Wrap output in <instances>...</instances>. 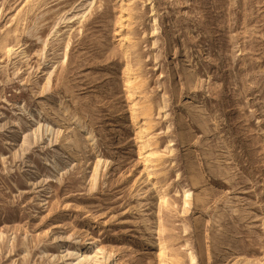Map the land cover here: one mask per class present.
I'll return each mask as SVG.
<instances>
[{
    "label": "rangeland",
    "instance_id": "374dc122",
    "mask_svg": "<svg viewBox=\"0 0 264 264\" xmlns=\"http://www.w3.org/2000/svg\"><path fill=\"white\" fill-rule=\"evenodd\" d=\"M218 211L223 264H264V0H0V264H214Z\"/></svg>",
    "mask_w": 264,
    "mask_h": 264
},
{
    "label": "bare ground",
    "instance_id": "6f19581e",
    "mask_svg": "<svg viewBox=\"0 0 264 264\" xmlns=\"http://www.w3.org/2000/svg\"><path fill=\"white\" fill-rule=\"evenodd\" d=\"M13 51V46H7L6 48V52L7 54L11 53ZM188 68V67H187ZM187 68L185 67L184 70L186 71ZM127 71V73L130 75L132 74L131 72V69L127 66V69H125ZM136 76V75H135ZM131 77H129V79L127 80V87H128V91H129V98L132 99V95H133V89H134V85H133V82L134 80L130 79ZM190 80H193L192 78V75L190 74ZM188 103V101H187ZM55 105V104H54ZM142 105V104H141ZM138 106L137 102H134V100L132 99L131 100V108L132 109V113L136 114L139 112V107ZM52 107V106H51ZM146 107V106H145ZM144 107V108H145ZM58 108V107H57ZM148 108V107H146ZM143 109V108H142ZM198 109V108H197ZM146 110V109H145ZM53 111H56L55 107H52V112ZM149 111L147 110V113ZM189 112H194L195 113V110L193 109V105L189 106ZM54 113H57V112H54ZM203 113H204V110L203 108H199L198 109V112L196 113V116L195 119H194V122L196 123V125H199V126H203V124H205V117L203 116ZM58 114V113H57ZM141 115V114H140ZM143 116V115H142ZM146 116V115H144ZM149 116V115H148ZM135 117V116H134ZM138 117V116H137ZM193 117V118H194ZM64 118H62V115L58 114V120L60 121H63ZM79 124V123H78ZM82 124V123H81ZM64 127V126H63ZM63 127H59L56 131V136H62L63 138L65 137L64 141H66V146L65 148L67 150L70 151L71 154H74L76 155L80 161H82V165H81V177L82 179H87L88 177V160L90 159L89 158V155H90V152L91 150H86V146H85V142L84 140L81 138L83 135L81 134L82 131H72L74 134V137H71L69 136V131L71 132V130L69 129V125L68 126H65L64 128ZM145 129V128H144ZM176 129H178L179 131V141L181 143H184V145L186 146L185 148V154H184V158L190 160V155H191V151H190V148L187 147V143L189 141V138H190V134L187 130V122L185 120V118L183 116H181V118L178 119L177 123H176ZM206 130V129H205ZM143 131V130H142ZM141 130L138 131L139 132V136L138 138L140 137V139H142L143 137H145V135L143 134ZM207 132V131H206ZM208 133V132H207ZM87 135H91V132L90 131H86ZM143 134V135H142ZM86 135V136H87ZM85 136V135H84ZM93 136V135H92ZM86 140V139H85ZM143 140V139H142ZM142 147H140L141 149H145L148 145H150L148 142V140L146 141H142ZM207 143V142H204V144ZM149 147V146H148ZM150 148V147H149ZM148 148V149H149ZM69 153V154H70ZM112 155V154H111ZM140 155L143 156L144 158V163L146 162V164L148 166H151V167H155L156 166V159H155V152L152 151V150H144L143 152H140ZM88 158V160H87ZM79 161V160H78ZM110 161H114L113 159H111ZM109 161V162H110ZM108 162V161H107ZM113 163V162H112ZM188 163V170H190L192 176H191V179H190V186L192 188H197V192L195 194V199L197 201V203H200L202 204L203 202L205 203V199H206V196L208 194V190L206 187L202 186V183H201V177H199L200 175L195 171L194 167L189 163V161H187ZM55 164V163H54ZM98 163L96 162L95 163V168H96V165ZM107 164V163H106ZM145 164V165H146ZM158 165V164H157ZM55 166V165H54ZM53 168V167H52ZM55 168V167H54ZM53 168V169H54ZM95 168L93 170V172L95 171ZM154 169V168H153ZM149 170V169H148ZM88 171V172H87ZM88 180V179H87ZM83 181V180H82ZM184 197L188 198V194L184 195ZM187 199H185L184 201H186ZM186 203V202H185ZM206 204V203H205ZM207 205V204H206ZM223 217V213L222 211H218L216 214L213 215L211 221H210V232H211V237H210V242H211V246H213V250H214V254H213V263L214 264H223V262L225 261L226 259V253H225V246H224V243H223V237L221 235V229H220V223H221V219ZM193 226H194V229H193V233H192V236L193 237H196L197 239V243H198V246L197 248L199 249V254H200V257L204 256L205 253H204V242H203V239L201 238V235H202V229H203V224H204V221H203V216L200 212H197L194 217H193ZM161 247H160V256H165V250H166V247L165 245L162 243L160 244ZM212 250V251H213ZM63 258H64V254L60 255V262L63 261ZM167 258V257H166ZM78 264H90L89 262V255L88 253H83L81 254V256L78 257ZM115 264H122L121 262V259H117L116 260V263ZM163 264H166L165 262H163ZM172 264V263H171Z\"/></svg>",
    "mask_w": 264,
    "mask_h": 264
}]
</instances>
